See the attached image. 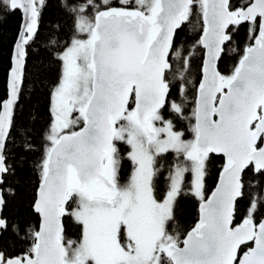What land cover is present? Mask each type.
Segmentation results:
<instances>
[{
  "label": "snow or ice",
  "instance_id": "1",
  "mask_svg": "<svg viewBox=\"0 0 264 264\" xmlns=\"http://www.w3.org/2000/svg\"><path fill=\"white\" fill-rule=\"evenodd\" d=\"M46 6L0 0L21 17L0 100V214L5 191L15 196L8 177L37 151L25 142L13 156L9 144ZM61 7L71 35L53 57L59 74L37 179L26 218L0 215V264H264V0H61ZM186 24L198 33L189 50L179 40ZM229 52L239 55L225 74ZM185 195L198 201V219L181 231Z\"/></svg>",
  "mask_w": 264,
  "mask_h": 264
},
{
  "label": "trees",
  "instance_id": "2",
  "mask_svg": "<svg viewBox=\"0 0 264 264\" xmlns=\"http://www.w3.org/2000/svg\"><path fill=\"white\" fill-rule=\"evenodd\" d=\"M70 2H75V0H70ZM197 23V21H193V24ZM20 24L19 12L9 13L6 9L0 7V100L7 98L6 83L10 58ZM193 24H186L182 30H178L179 40L186 50L192 48L198 35L197 32L193 31ZM57 25H59V28ZM70 25L71 20L61 7V0H47L37 39L29 50L27 77L16 108L15 126L12 132L15 147H13V144H9L13 156L21 155L22 145L25 142L35 144L37 151L29 154V163L26 166L23 168L17 167L15 177H8L7 179L6 187H11L15 191V196L8 195L5 191L7 204L2 216L6 217L9 223L26 218L24 214L37 179L33 171L34 162L39 158L42 133L49 122V91L57 81L59 74V66L53 57L55 50L62 48L64 41L71 35ZM53 41H55V44L52 43ZM246 42L245 33L241 31L235 46L242 48ZM238 55L239 53L231 52L226 54L220 65L225 74L231 72ZM191 59L192 80L195 83L198 79V68L202 61V50H196ZM186 138H191V134H186ZM221 163L222 161L217 158L215 167L212 169L213 175L209 177L207 182V195H210L215 187V173L219 171ZM128 172L129 168L125 165L122 169L125 178ZM177 214L180 230H190L198 219V201L190 195L182 196Z\"/></svg>",
  "mask_w": 264,
  "mask_h": 264
},
{
  "label": "water",
  "instance_id": "3",
  "mask_svg": "<svg viewBox=\"0 0 264 264\" xmlns=\"http://www.w3.org/2000/svg\"><path fill=\"white\" fill-rule=\"evenodd\" d=\"M20 101V100H19ZM214 190V189H213ZM211 194V193H210ZM0 215H2V214H0Z\"/></svg>",
  "mask_w": 264,
  "mask_h": 264
}]
</instances>
